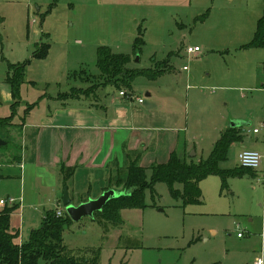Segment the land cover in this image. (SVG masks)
I'll list each match as a JSON object with an SVG mask.
<instances>
[{"label": "rangeland", "instance_id": "obj_1", "mask_svg": "<svg viewBox=\"0 0 264 264\" xmlns=\"http://www.w3.org/2000/svg\"><path fill=\"white\" fill-rule=\"evenodd\" d=\"M263 10L264 0H0V117L12 120L0 129L5 142L0 146V201L25 199L11 217L19 241H28L47 211L65 209V188L76 204L88 201L103 185L90 183L81 171L78 180L65 186L53 168L31 170V152L24 162L18 160L24 143L19 124L38 121L60 103H78L56 97L86 89L90 94L84 99L92 101L94 92H117L114 85L100 88V46L130 56L129 68L169 70L157 80L138 76L132 86L145 97L147 86L163 94L170 86L176 99L166 103L182 112L179 127L187 130L180 132L181 140L191 145L181 154L187 161L208 157L219 129L232 118L247 124L244 141L256 142L250 149L264 155L263 139L251 132L255 127L264 131V47L242 48L252 40ZM140 28L144 43L136 48ZM190 45H199L201 54L190 56ZM46 46V56L35 55ZM10 64H25L16 98L7 76ZM241 145L232 144L222 168L240 166ZM254 171L229 178L225 187L220 176H208L200 183L199 203L186 204L158 182L154 197L146 191L145 207L121 211V224L101 223L97 215L71 221L63 232L64 244L80 257L97 252L100 264H251L259 244L254 233L260 232L264 215V164ZM177 187L183 190L181 184ZM39 264L48 263L40 259Z\"/></svg>", "mask_w": 264, "mask_h": 264}, {"label": "crops", "instance_id": "obj_2", "mask_svg": "<svg viewBox=\"0 0 264 264\" xmlns=\"http://www.w3.org/2000/svg\"><path fill=\"white\" fill-rule=\"evenodd\" d=\"M262 16L263 14L258 17L257 22ZM168 71L165 68L154 78L146 77L150 80H157ZM108 85L111 84H103L102 82L100 88ZM166 87V92L163 94L155 86H147L144 91L146 97L134 89H126L134 96L132 98L121 96L119 90L114 93L94 92L96 97L92 101H85L89 98L84 99L83 95L86 93L76 94L72 98L78 100V103L74 105L60 103L41 116L38 121L19 124V129L24 135V143L18 160L24 162L23 159L27 156V152H31L29 156L31 170L36 171L37 166L44 170L53 168L54 173L59 172L62 177V168H73L74 173L66 183H74L79 179L80 172L83 171L90 183L101 182L103 184L99 191L96 190L94 195H90L92 198H97L110 185L111 177L116 172L125 169L131 160L140 161L143 153L147 152L142 162L147 165L151 164L150 166L167 162L175 149H178L181 157L183 149H191V145L187 140L184 144L183 139L181 140L180 132L187 129L186 127H179L182 112L167 106L166 102H171L172 99H176V96L171 94L170 86ZM56 98H60V96ZM139 98L143 99L142 103H140ZM233 120L241 119H230L228 125L220 128L219 132L222 134L230 128ZM244 125L247 124L244 123L239 126L242 135L245 131ZM261 128L264 129V120L261 122ZM253 130L249 129L255 135L254 138L264 141V131L260 132V129L259 132L254 133ZM261 133H263L262 138L258 136ZM240 142L242 150L250 149L251 145H256V142L249 143L245 142L244 139ZM33 144L34 147H32ZM38 157L39 160L36 161L35 158ZM143 163L140 165L147 168L148 166ZM21 166V168L25 167L24 163ZM62 180L65 184L64 177ZM111 189L121 191L120 187L114 185ZM19 198L17 204L21 206L24 197L20 196ZM84 201L86 200L78 201L76 205ZM3 206L1 204V208ZM63 210L65 211V209ZM17 211L15 212L18 213ZM261 219L260 232L254 233L259 238V244L253 250L255 253L251 264L258 256L264 254V215ZM238 237L243 239L244 236L238 235ZM21 242L23 241L21 240Z\"/></svg>", "mask_w": 264, "mask_h": 264}, {"label": "trees", "instance_id": "obj_3", "mask_svg": "<svg viewBox=\"0 0 264 264\" xmlns=\"http://www.w3.org/2000/svg\"><path fill=\"white\" fill-rule=\"evenodd\" d=\"M144 43L143 32L135 40V47L140 48ZM264 47V13L258 20L256 31L252 40L244 44L242 48ZM36 52L37 56H46L48 46ZM130 56L117 53L110 46H100L97 51V65L103 84L114 85L117 90L123 88L132 90V83L141 75L156 77L165 67L157 72H149L148 69H133L127 65ZM25 64H10L8 80L13 85V96L16 98V85L24 80ZM158 69V67H157ZM13 74V75H11ZM101 85V84H100ZM89 89V88H88ZM78 91L89 93L86 89L74 90L68 94H61L60 98L73 97ZM12 123L11 117H0V129L9 127ZM243 140L241 130L237 127L226 129L217 140L210 155L198 162L187 161L173 151L167 162L156 163L150 167L151 176L148 178V169L140 165L138 160H131L127 167L116 172L111 177V184L122 186V195L110 199L101 211L95 213L99 222L118 225L123 222L121 211L125 208H143L146 206V191L151 190L154 197V187L158 182H165L173 196H182L184 202H202V189L200 183L210 175H218L223 180L224 187L228 185V179L234 176H243L246 173L255 174V169L239 166L236 169H225L220 166L221 162L227 160L231 145ZM73 168H62V174L67 185V180L73 175ZM181 184V191L177 186ZM107 189H111V186ZM85 202V201H84ZM19 208L15 203L4 206L0 210V264H39L44 259L48 264H100L98 253L92 258L76 256L69 252L64 244L63 232L71 217L65 212L62 216L57 215L56 210L47 211L40 227L32 229L26 242L19 241L20 230L11 225V217ZM89 251H94L89 249Z\"/></svg>", "mask_w": 264, "mask_h": 264}, {"label": "water", "instance_id": "obj_4", "mask_svg": "<svg viewBox=\"0 0 264 264\" xmlns=\"http://www.w3.org/2000/svg\"><path fill=\"white\" fill-rule=\"evenodd\" d=\"M244 122L240 120H233L231 127H237L243 125ZM5 142L0 140V146ZM123 192L115 189L105 190L97 198H90L88 201L82 202L78 205L72 203L68 188H65L63 195V205L66 209V213L71 217L73 221H78L85 216H93L96 212L101 211L106 203L115 197L122 195Z\"/></svg>", "mask_w": 264, "mask_h": 264}, {"label": "built area", "instance_id": "obj_5", "mask_svg": "<svg viewBox=\"0 0 264 264\" xmlns=\"http://www.w3.org/2000/svg\"><path fill=\"white\" fill-rule=\"evenodd\" d=\"M187 53L192 56V55H196L198 53H200L202 51V48L200 46H188L186 48ZM189 67L188 66H184V70H188ZM120 95L124 96V97H134L132 96L127 90H121L120 91ZM140 103L143 102L142 98H139ZM254 133H257L260 131L259 128H255ZM239 161H240V165L246 168H251V169H258L261 168L264 164V155L259 152L258 150H252V149H244L239 153ZM15 204L17 203V199L11 197L8 200H1V204L5 205V204ZM57 211V215L58 216H62L65 211L63 210V208L59 207L56 209ZM239 236H243L242 233L238 234ZM253 264H264V254L262 253V255L258 256L256 258V260L254 261Z\"/></svg>", "mask_w": 264, "mask_h": 264}]
</instances>
